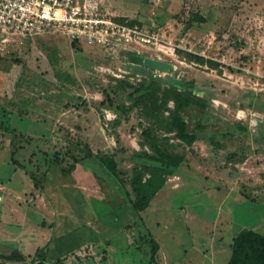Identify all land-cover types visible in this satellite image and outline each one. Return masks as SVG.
<instances>
[{
    "label": "rangeland",
    "instance_id": "1",
    "mask_svg": "<svg viewBox=\"0 0 264 264\" xmlns=\"http://www.w3.org/2000/svg\"><path fill=\"white\" fill-rule=\"evenodd\" d=\"M102 1L175 45L159 56L169 74L211 93L213 118L192 146L152 132L182 162L138 214L107 174L63 169L74 162L65 152L89 150L114 156L121 172L148 162L149 124L129 96L151 71L59 34L0 51V253L39 261L43 249L48 264H227L242 229L264 235V0Z\"/></svg>",
    "mask_w": 264,
    "mask_h": 264
},
{
    "label": "trees",
    "instance_id": "2",
    "mask_svg": "<svg viewBox=\"0 0 264 264\" xmlns=\"http://www.w3.org/2000/svg\"><path fill=\"white\" fill-rule=\"evenodd\" d=\"M71 43L79 44L78 41ZM118 51L120 59L130 62L129 56L133 52L124 49ZM188 57L201 64L217 66L212 60L200 56L188 54ZM139 67L151 73L143 78L142 84L134 89L129 99L132 101L131 108H139L149 124V128L143 130L145 142L152 148V154H144L148 162L135 165L130 173L121 172L114 156L93 154L89 150L82 157L65 152L74 162L68 169H63L64 174H68L76 165L84 163L107 174L113 178L119 190L124 193L127 203L138 214L149 207L182 162L180 156L155 143L151 138L152 132L157 130L164 134H173L183 145L192 146L206 133L207 126L204 121L213 118L208 113L211 93L198 88L194 79H178L169 74L171 72L157 76L152 73L155 70ZM59 77L74 82L69 75L63 74ZM108 101L112 102L109 98ZM151 245L154 257L159 245L155 241ZM36 255L39 261H35V258L29 260L19 250H12L0 253V264H48L43 249L37 250ZM227 264H264V235L253 229H242L232 240L231 256Z\"/></svg>",
    "mask_w": 264,
    "mask_h": 264
},
{
    "label": "built area",
    "instance_id": "3",
    "mask_svg": "<svg viewBox=\"0 0 264 264\" xmlns=\"http://www.w3.org/2000/svg\"><path fill=\"white\" fill-rule=\"evenodd\" d=\"M48 34L108 51L149 52L159 60L163 47H175L160 31L118 20L103 8L102 0H0V51Z\"/></svg>",
    "mask_w": 264,
    "mask_h": 264
},
{
    "label": "water",
    "instance_id": "4",
    "mask_svg": "<svg viewBox=\"0 0 264 264\" xmlns=\"http://www.w3.org/2000/svg\"><path fill=\"white\" fill-rule=\"evenodd\" d=\"M130 63L136 66H143L159 72L169 73L172 70V64L156 58L147 57L141 54L133 53L129 56Z\"/></svg>",
    "mask_w": 264,
    "mask_h": 264
},
{
    "label": "bare ground",
    "instance_id": "5",
    "mask_svg": "<svg viewBox=\"0 0 264 264\" xmlns=\"http://www.w3.org/2000/svg\"><path fill=\"white\" fill-rule=\"evenodd\" d=\"M254 119V118H253Z\"/></svg>",
    "mask_w": 264,
    "mask_h": 264
}]
</instances>
